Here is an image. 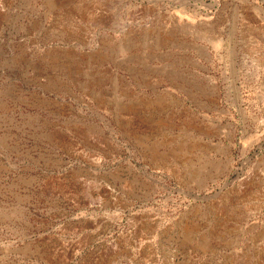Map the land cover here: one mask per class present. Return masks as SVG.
I'll return each mask as SVG.
<instances>
[{
	"label": "rangeland",
	"instance_id": "1",
	"mask_svg": "<svg viewBox=\"0 0 264 264\" xmlns=\"http://www.w3.org/2000/svg\"><path fill=\"white\" fill-rule=\"evenodd\" d=\"M183 1L0 0V264H264V0Z\"/></svg>",
	"mask_w": 264,
	"mask_h": 264
},
{
	"label": "bare ground",
	"instance_id": "2",
	"mask_svg": "<svg viewBox=\"0 0 264 264\" xmlns=\"http://www.w3.org/2000/svg\"><path fill=\"white\" fill-rule=\"evenodd\" d=\"M187 2V0H185V1H183V4L184 3H186ZM96 3V2H95ZM189 3V2H188ZM186 5H187V3H186ZM147 70V69H146ZM90 80V79H89ZM90 83V82H89ZM75 84V83H74ZM102 84V83H101ZM150 87V86H149ZM88 93V92H87ZM112 94V93H111ZM109 95V94H108ZM92 96V95H91ZM124 106V105H123ZM122 110V109H121ZM124 110V109H123ZM181 148V147H180ZM185 148V147H184ZM188 149V148H187ZM173 156V155H172ZM175 157V156H174ZM167 159V158H166ZM218 176V175H217ZM196 181V180H195ZM198 182L200 181V179L199 180H197ZM202 181V180H201ZM198 182H197V184H198ZM198 185H201V183H199ZM199 188H200V186H199ZM22 256V255H21Z\"/></svg>",
	"mask_w": 264,
	"mask_h": 264
}]
</instances>
